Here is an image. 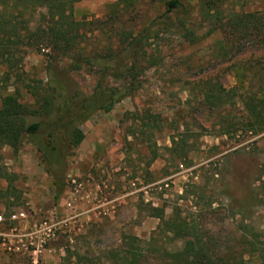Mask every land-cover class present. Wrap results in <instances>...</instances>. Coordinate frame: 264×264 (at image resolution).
<instances>
[{"label": "rangeland", "instance_id": "rangeland-1", "mask_svg": "<svg viewBox=\"0 0 264 264\" xmlns=\"http://www.w3.org/2000/svg\"><path fill=\"white\" fill-rule=\"evenodd\" d=\"M118 1L73 4V18L84 21L78 49L116 52L123 37L150 28L136 62L137 87L78 125L83 138L64 150L56 199L32 143L23 138L16 151L0 145V170L15 187L12 196L0 198V210L24 209L35 219L59 221L36 264H126L128 244L143 250L136 264H165L163 253L182 248L189 238L166 231L149 207L161 209L164 219L190 222L213 250L240 253L245 264H258L246 241L254 232L259 240L264 236V130H243L242 99L261 87L264 46L248 42L238 53L223 55L218 33L191 44L176 25H155L165 0ZM180 3L197 22L196 0ZM219 8L264 14V0H221ZM23 16L37 23L44 10ZM207 26L193 30L201 35ZM21 49L15 71L0 63V99L14 93L33 106L30 91L46 89L49 68L73 96L90 94L100 75L97 66L70 69L68 57L46 46ZM128 79L106 75L103 83L120 88ZM5 187L0 178V189ZM0 264L31 262L26 255L0 253Z\"/></svg>", "mask_w": 264, "mask_h": 264}, {"label": "trees", "instance_id": "trees-1", "mask_svg": "<svg viewBox=\"0 0 264 264\" xmlns=\"http://www.w3.org/2000/svg\"><path fill=\"white\" fill-rule=\"evenodd\" d=\"M79 0H0V63L8 70L15 71L21 61L20 52L24 47H48L57 55L69 58L68 67L78 69L83 64L97 66L100 73L92 91L88 95L73 96L65 91L64 83L49 68L50 78L43 91L32 90L33 106L21 103L14 93H8L0 99V145H7L16 151L23 138L32 143L39 159L46 166L52 177L53 197L56 199L62 190L61 170L66 155L65 149L76 147L83 138L79 124L97 111H108L113 103L126 96L137 87L136 62L141 56L149 38L150 28L140 30L123 37L124 45L118 51L108 48L109 53H80L78 46L85 37L81 28L82 21L72 16V6ZM134 0H120L128 4ZM118 2L113 3L117 5ZM221 0H196L195 15L197 22L190 19L186 9L181 7L180 0H165L164 9L156 19L155 25H176L181 36L189 43L203 37L218 33L222 39L216 46L223 55L228 51L239 52L245 43L254 42L264 46V14L258 11L224 13L220 8ZM44 10L42 21L32 23L23 15ZM114 14V18L117 17ZM112 15H107L103 24ZM208 24L207 29L196 35L193 27ZM81 28V29H80ZM225 39V40H224ZM230 41L228 44L224 41ZM20 54H16V53ZM260 89L248 93L242 99L245 119L242 128L251 133L264 130V59L260 65ZM128 77L127 85L120 88L108 87L103 83L106 75ZM145 118L151 119L150 115ZM143 123V122H142ZM146 125V123H143ZM174 143V139L171 137ZM0 178L6 180V187L0 189V198H9L15 191L12 179L0 170ZM154 211L151 216L158 218L164 229L178 238L188 237V242L175 251H165V264H245L240 253H224L213 250L196 229L185 219H164L162 210L149 207ZM254 232L246 241L250 252H255L258 264H264V236L258 238ZM132 242L140 241L137 237H129ZM141 242V241H140ZM148 242V241H146ZM128 244L124 251L126 264H136V260L144 256L143 250Z\"/></svg>", "mask_w": 264, "mask_h": 264}, {"label": "built area", "instance_id": "built-area-1", "mask_svg": "<svg viewBox=\"0 0 264 264\" xmlns=\"http://www.w3.org/2000/svg\"><path fill=\"white\" fill-rule=\"evenodd\" d=\"M58 223L52 217L35 219L24 209L0 210V253L26 255L36 264Z\"/></svg>", "mask_w": 264, "mask_h": 264}]
</instances>
